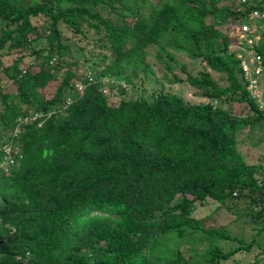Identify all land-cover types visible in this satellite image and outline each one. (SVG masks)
Returning a JSON list of instances; mask_svg holds the SVG:
<instances>
[{"label": "trees", "instance_id": "trees-1", "mask_svg": "<svg viewBox=\"0 0 264 264\" xmlns=\"http://www.w3.org/2000/svg\"><path fill=\"white\" fill-rule=\"evenodd\" d=\"M223 1L0 0V50L6 48L7 55L41 38L31 18L51 20L48 52L38 57L36 71L22 67V57L5 66L0 53V84L8 82L0 85V160L10 145L19 153L7 171L0 170V264H221L250 252L264 224L245 242L222 227L205 229L191 216L195 203L242 197L261 204L254 222L264 215V168L245 164L236 149L239 129L264 116L247 89L241 60L229 48L236 37L218 28L245 23L248 10ZM254 4L250 10H263L264 0ZM100 6L123 20L130 15L119 8L136 11L129 22L116 24L101 16ZM60 23L81 35L83 25L94 30V44L113 57L103 76L145 73L146 49L155 45L163 65L172 72V62L185 73V81L174 76L175 81L188 83L209 102L153 92L149 99L109 105L102 81L79 80L62 61L68 47L61 43ZM252 48L264 69V31ZM168 50L204 62L228 84L218 86L207 70L187 73ZM62 71L52 97H46L43 91ZM76 79L84 90L68 104ZM213 101L228 103V109L213 107ZM232 104L248 111L236 115ZM170 239L190 246L188 258L168 247ZM230 240L238 245L223 250L219 243Z\"/></svg>", "mask_w": 264, "mask_h": 264}, {"label": "rangeland", "instance_id": "rangeland-1", "mask_svg": "<svg viewBox=\"0 0 264 264\" xmlns=\"http://www.w3.org/2000/svg\"><path fill=\"white\" fill-rule=\"evenodd\" d=\"M149 1L152 4H156L158 0ZM258 1L259 0H255L252 2L254 4ZM222 5L234 6L232 0H225L222 2ZM99 11L103 18L109 19L116 24H122L131 20V15L135 14L136 9L132 12H128L119 8L120 13L130 15V17L126 20H123L121 16L110 11L107 7L100 6ZM142 13L145 14L146 10H142ZM135 18H137V16H135L134 19ZM247 18L246 23L252 28L250 33H248V35L244 34L243 38H241V35H237L236 39L230 44L229 48L230 50L236 52L237 57H242V61L250 62V60H252V56L254 55L251 46L253 45V47H255V45H258L262 38V32L264 31V18L263 20H249L250 18L248 16ZM207 21L212 22L210 18H208ZM31 23L34 25L36 30L39 31L41 38L32 42L31 47L22 53L7 55L6 48L0 50V53H4L1 55V59L5 66L11 65L16 58L22 57V67L27 65L29 66L30 64V66L33 67L32 70L35 69L36 71L38 67V57L44 58V56H46L49 44L45 35L48 33V27L51 20L43 16H37L31 18ZM0 25H2L1 22ZM58 28L60 31L61 43L68 47L62 56V61L65 66L67 65L69 68L68 70L70 71H76V75L79 76V80L87 78L88 80H96V78H98L99 81H102L104 85L100 89L103 92L104 97L107 99L108 104L111 106H117L120 99H149L153 92L175 94L183 98L185 101L194 104H206L209 102L207 98L201 96L200 91L192 88L188 83L175 81L174 76L179 80L185 81V73L180 70V67L174 66L175 64L172 62H169V65L173 67L172 72L165 65H163L158 59V56L163 55V53L160 52L159 48L155 45H151L146 49L145 63L147 71L145 73L139 72V74L134 77L130 73L131 70H127L125 74L121 76L108 78L103 76L101 73L113 57L109 51L101 50L98 47L99 44H94L97 38V34L94 33V30L86 27L85 25L82 26V35L86 36L85 41L81 34L74 32L72 28L63 23H60ZM218 28L229 35L228 23ZM237 33H239V31ZM246 36H248L247 39L245 38ZM87 41H91V43L88 44ZM244 50H247V52ZM37 51H41L40 56H37ZM168 51L174 55V58L180 65L185 67L187 73L196 76L199 72L207 70L211 74L212 78L217 82L218 86L225 87L228 84L225 75L218 74L210 69H207L204 62L200 60H192L180 52H175L173 50ZM104 54L108 56L105 62L101 59ZM52 62L55 65L57 61L52 60ZM252 72H254V80L257 82L254 89L259 95L257 103L261 105L264 116V69L261 67L259 73H256L255 65L251 64V69L248 72V75ZM63 74L64 73L62 71L56 80L49 82L43 91L46 97H52V93L57 84L60 82ZM125 76H131V82H127L125 80ZM7 83V80L4 78L2 79L0 85L6 87ZM73 84L76 89V94L70 97V100L67 101L68 104L80 96L84 90V84L79 82L78 79H76ZM118 85H122L125 88L123 92H120ZM64 94H67L66 90H64ZM211 103L213 107L221 106L224 110H227L229 106L228 103H220L218 101H213ZM243 109L244 111H241ZM247 109L248 107H245L244 104H232V110L236 115H245L248 111ZM62 110L64 111L63 108ZM38 116L40 115L36 114L31 116L27 122H31ZM23 122H26V120ZM37 126H40V124ZM236 142V149L245 164L262 165L264 168V121H258L253 125L246 124L241 127L236 133ZM179 199L180 196H178L177 201H179ZM260 207L261 204H255L249 197L226 200L224 204H219L211 199H208L205 203H195L191 216L201 221L205 229L222 227L228 234H230V236L241 238L245 242H250L253 235L256 233L257 228H260L264 224V215L257 221H253V216L258 212ZM114 226L115 224L113 223L110 230H112ZM219 245L223 250L227 251L236 247L238 243L230 240L227 242L221 241ZM168 247L170 249L180 251L185 258H188L187 251L190 249L188 244L180 245L179 240L170 239ZM263 248L264 232L256 238L250 252L246 253L243 251L237 253L229 260L221 262V264H252L254 261H257V264H264V252H262ZM143 251H146V249ZM170 255L171 254H167L163 256L168 257ZM170 259L173 260L174 258L170 257Z\"/></svg>", "mask_w": 264, "mask_h": 264}, {"label": "built area", "instance_id": "built-area-1", "mask_svg": "<svg viewBox=\"0 0 264 264\" xmlns=\"http://www.w3.org/2000/svg\"><path fill=\"white\" fill-rule=\"evenodd\" d=\"M236 5L238 6V8L240 10H248V17L250 18L249 20H263L264 18V11H259V10H250V7L255 5L253 4L252 0H235ZM262 15V17H261ZM249 24V23H248ZM250 26L243 23H236L233 25H229L228 24V30H229V35L230 36H237V35H241V38H243V35L246 34L248 35V33H250V30L252 29ZM239 31V33H237ZM236 33V35H235ZM246 39L248 38V36L245 37ZM253 38V37H252ZM252 48V46H251ZM245 51V50H244ZM254 55L252 56V60H250V62H246V61H242V57H238L241 60V68L242 71L245 75V79L248 81L247 83V89L250 91L252 98L255 99L257 101V99L259 98V95L256 93V91L254 90L257 82L254 80L255 78V74L254 72L250 73L248 75V72L251 69V64L255 65V71L256 73H259L260 68L262 67V60L261 57L253 50ZM247 52V51H246ZM252 53V52H251ZM261 107V105H260ZM11 158V153H9V149H8V156L7 159L9 160ZM10 163L13 162L12 160H9Z\"/></svg>", "mask_w": 264, "mask_h": 264}, {"label": "clouds", "instance_id": "clouds-1", "mask_svg": "<svg viewBox=\"0 0 264 264\" xmlns=\"http://www.w3.org/2000/svg\"><path fill=\"white\" fill-rule=\"evenodd\" d=\"M246 23V22H245ZM18 132V128H16L15 129V131L12 133V136L14 137V135H15V133H17ZM16 146H18V145H16ZM14 146H8L7 148H6V153H7V155H6V158H4V160H0V170H3V171H7V166L9 165H13L14 163L13 162H11L10 163V161L9 160H12L11 158L8 160L7 159V156H8V149H9V153H11V157H12V155L13 156H19V153H17V149H15V148H13ZM13 161V160H12Z\"/></svg>", "mask_w": 264, "mask_h": 264}]
</instances>
